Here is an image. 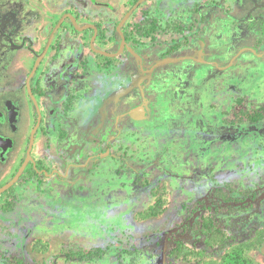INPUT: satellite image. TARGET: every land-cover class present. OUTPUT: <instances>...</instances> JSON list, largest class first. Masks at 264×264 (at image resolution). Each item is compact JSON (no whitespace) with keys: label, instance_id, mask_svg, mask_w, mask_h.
I'll list each match as a JSON object with an SVG mask.
<instances>
[{"label":"rangeland","instance_id":"1","mask_svg":"<svg viewBox=\"0 0 264 264\" xmlns=\"http://www.w3.org/2000/svg\"><path fill=\"white\" fill-rule=\"evenodd\" d=\"M217 2L140 0L134 7H140L135 17L140 25L128 33H133L128 47L133 49L134 57L145 61V70L150 68L149 72H153V66L160 64L150 79L156 77L157 83H162L168 92L165 97L158 96L153 107L155 119L148 117L146 123L138 124L131 120L111 123L109 133H102L105 129L100 132L105 137L111 134L101 142V154H105L106 147V153L117 155V160L111 159L113 163H100L99 159L91 169L93 180L106 172L101 184L107 185V192L100 193L105 198L101 202L88 200L87 206L69 202L73 196L67 186L76 183L79 177H86L84 169L70 176L67 173L66 179L59 177L61 188L56 190L50 180L42 181L40 188L30 186L38 184L35 177L33 181L26 179L29 196L39 189L37 194H43V198L47 193H57L54 197L58 201L48 202L40 210L25 208L33 222L27 218L25 223L22 221L26 214L19 203L15 214L0 210V264H248L241 256L244 253L248 256L244 246L256 242L257 235L264 231V45L259 44L264 42V35L261 31L249 33L260 50L253 51L262 55L245 56L238 52L245 44L237 49L240 40L232 29L226 37L229 39L222 36L221 40L213 41L211 52L207 49L210 53L205 56L227 70L217 71L211 77L203 75L202 83L198 80L199 85L188 88L197 92L182 95L173 91L186 88L184 85L191 81V76L189 70L184 76L179 74L184 81L181 87L175 73L179 64L172 65L170 58L177 56L174 52L181 47L196 46L198 7L203 3L212 10L218 6ZM61 3L0 0V12L11 7L22 13L28 9L33 15L30 21L33 31L38 24L55 22L50 14L64 5ZM87 5V1L78 0L73 8L86 9ZM249 9L251 4L240 5L234 14L241 19ZM224 19L229 20L227 15ZM113 33L108 32L107 37ZM49 34L43 37L29 34L33 37L29 44L31 55H35L34 48L41 51L45 47ZM62 38L61 34L56 47L63 42ZM103 39L99 41L101 46L106 45ZM223 42L229 47L236 45V53L228 54V49L219 48L226 46ZM164 43H170L171 49L167 51L170 58L162 60L164 52L160 48ZM53 46L52 56L55 42ZM129 50L118 55L113 64L124 66L129 58L134 59ZM237 52L242 56L239 60L235 57ZM87 62L92 65L93 58ZM31 68L32 64L27 65L22 83ZM16 69L25 70L21 63L16 64ZM155 88L152 84L154 96ZM191 113L195 119H189ZM45 155L53 158L50 152ZM73 157L71 163H76ZM117 181L119 185L111 184ZM76 190L81 195L86 193L85 199L92 193ZM212 221L221 225L222 231L205 232L203 227ZM178 251L177 257L174 253ZM259 259L257 264L264 263V258Z\"/></svg>","mask_w":264,"mask_h":264},{"label":"flooded vegetation","instance_id":"2","mask_svg":"<svg viewBox=\"0 0 264 264\" xmlns=\"http://www.w3.org/2000/svg\"><path fill=\"white\" fill-rule=\"evenodd\" d=\"M58 1H62L64 5L58 7L55 13L50 14L52 15L50 19L54 20L55 18V22L48 20L46 23L38 24L33 31L31 30L33 24H30L33 15L27 7L26 13L20 12L16 7L8 8V12H0V178L5 171L8 173L6 178L0 182V190L10 186V188L4 192H0V210L3 211L5 209L8 213H12L15 208H19L17 205L18 203L21 205V208H26L27 210L30 207L40 210L48 202L58 201V199L54 197L57 196V193L54 195L47 193L46 197L43 198V194H37L39 189H35L33 195L29 196L26 191L27 185H29L27 184V180L29 181L35 177L38 179V184L30 186H40V188H43V186H41L43 185V183H41L42 181L45 179L50 180L53 182V186L56 190L61 188L58 186L60 185L58 183L59 176L66 179L67 173H69L70 176V174L74 172V165H77L76 170H78V173H81L80 170L84 169V174L87 176L78 178V180L81 179V183H74L71 186H67L72 192L71 197L73 196L69 202L76 203L78 201V206H82V204H86L87 206V201L89 200L85 199V195L87 194L84 193L81 195L80 191H77L76 188L86 192L83 182L87 181L86 179L93 168L92 164L96 163V160H99V156L102 152L101 146L103 145L101 142L105 139L100 133L102 131L93 134V142L95 144H98V142L100 143V150L94 155L95 161H93L90 154L87 153L86 155L88 156H85V158L84 156L82 158L73 157L77 159L76 163L63 162V159L69 154L70 146H82L83 144L86 145L87 142L86 137L84 139L81 133H74V136L69 137V130H71L72 124L76 126L79 124L74 123L76 121L75 118H73L74 115L76 113L80 115L81 111L79 110V106L83 101L88 102V99H90L89 92L80 87L82 77L86 76L91 66L90 63H86V60L88 59L91 61L93 58L94 63H92V65L96 66L101 72L107 71V73H109V69L114 66V61L119 59L117 56L123 55L130 49L128 44L131 42L130 39L133 33H128L137 29L140 25L139 21L135 20L140 7L134 9V7L139 4L140 0H137L136 4L134 0H114L116 2L108 0H85L90 6H93V8H91L87 5L85 6L86 9L73 8V6L75 7L77 5L78 0ZM121 1H123V3ZM210 1L214 2V0ZM217 1L218 6H215L212 10H209L210 6L203 4L204 2L198 7L197 12L199 14H197V16L195 15L197 22L196 32H198L195 38L198 39V42L196 41L197 44L196 46L194 45L196 53L195 57H186V62L188 64L190 63L191 68L192 65H196L199 68L197 75L198 79L196 78V83V80L193 81L191 77V81H188V84L186 82L184 85L186 88H181L182 93L186 91L197 92L196 90L190 91L188 89L194 86L193 82L195 85H199L198 80L202 83L204 77H211L217 71L227 70L221 69L224 67H219L216 61L205 58L207 49L210 50L213 47V41L221 40L220 38L222 36L225 40H228L229 38H226L227 35L234 29L233 34H238L237 36L240 40V43H237V49H240L242 43L245 44L238 52H241V55L247 56V53L255 54L256 52L253 50H257L258 46L257 41L252 43L249 33L252 31H261L262 35H264V0ZM130 3H132L131 6H129ZM114 4L117 5V7H115ZM250 4L252 5V9H249L245 17L240 19L239 16L234 14V10L237 11L240 9V5L249 7ZM68 5H70V7H68L69 9L64 8ZM34 11H36V9H34ZM225 15L228 16L229 20L224 19ZM13 16H15V18L11 19ZM7 20L8 22L6 23ZM220 29L222 31L221 33H219ZM47 32H50V36L45 47H43L41 51L38 48H34L32 52H35V55H31L29 44L32 43L33 37L29 36V34L31 33V35H33V33H35L38 37H43ZM108 32L114 33L107 37ZM61 34L64 40L62 38L60 42L62 40L63 42L59 43L56 47V42ZM66 35L72 38H67ZM105 36L107 39H103ZM71 39L73 41H71ZM102 39L106 41V45L104 46L99 44V41ZM124 39L126 42L125 46H123ZM112 41L114 43L111 44ZM54 42L55 50L52 56L50 54L53 51ZM223 43L227 47L220 46L219 48L228 49V54L236 53V48L234 47L236 45L231 44L229 47L225 42ZM174 44L175 42H173L172 47ZM246 44H248L249 47ZM259 44L260 46L261 44L264 45V42L261 43L259 41ZM33 46L35 47V45ZM162 47L160 51L162 50L164 52H162V55H164L162 58L163 60L169 58L167 51L171 49V46L170 43H164ZM238 52L235 56L238 57L237 60L242 57L238 55ZM260 53L257 52L256 55L258 56ZM187 54L191 55L190 53L184 55ZM248 57H252V55ZM180 58L182 57H179V59ZM237 60L235 59L232 67ZM197 61H201V63L196 64ZM144 62L145 61L134 62L135 67H132L130 73L134 75L137 74L136 66L139 68V66L142 65L139 68V72L145 73L144 76L146 78L151 69L145 70L144 65L146 63ZM18 63H21L25 70H17L16 64ZM29 64H32L31 71L26 74V80L22 83L27 65ZM121 66L118 67L121 68L120 70L123 73L128 72L129 70L127 69H131L130 67L123 69L125 65ZM156 66L155 64L153 68H156ZM204 66H210L212 69H208ZM191 68L188 71L190 76L193 74ZM200 68H203V70L200 71ZM179 83L181 86V82ZM152 84L155 85L154 79L151 83L147 82L144 86L146 88V85H151V89ZM173 91L177 93L178 89L176 88ZM160 95H163V97L166 96L165 93L155 91V96H153L151 102L153 107L157 104L156 101ZM168 105H170V102ZM153 107H151L148 113V117L152 121L155 119ZM72 118L73 123L68 126L66 122L70 123ZM124 121L122 123H124ZM113 122L114 120H111L110 123ZM213 130L214 129H211L212 132ZM76 132H80V130L77 129ZM201 138L205 139L204 136H201ZM88 143L89 142H87V146H89ZM103 150L107 151L106 147ZM46 152H50L53 158L49 159L45 155ZM59 161L62 162V164H59ZM61 165L62 168H60ZM60 169L64 175H60ZM17 175L19 176L16 178ZM74 185L78 186L76 187ZM45 191L49 192L48 190ZM77 194L80 196H77ZM79 197L82 198V200H76V198ZM27 198L31 200L27 201ZM54 206H56V204L49 207L52 208ZM26 209L24 211L26 215H23L24 218L22 221L25 223V218H27L29 221L31 219V222H33L32 215H27ZM220 226L221 225H218V223L212 221L210 224L205 225L203 229L205 232L208 230V232L213 234V232L218 233L222 231ZM255 241L256 242L244 246L248 256H246L245 253L241 254V256L247 260L248 264L251 263L249 260H251L253 264H257L258 258H260L259 261H262V258H264V231L257 235ZM233 262L236 263L235 258Z\"/></svg>","mask_w":264,"mask_h":264},{"label":"crops","instance_id":"3","mask_svg":"<svg viewBox=\"0 0 264 264\" xmlns=\"http://www.w3.org/2000/svg\"><path fill=\"white\" fill-rule=\"evenodd\" d=\"M187 48L181 47L180 49H177L176 52H174L177 56H175L173 59L169 57L170 61H172L171 63H174L172 65L179 64L180 68H178V71H175V73L178 74L177 79L179 78L180 75L184 76L185 72H187L191 68L190 63L188 64L186 62L187 61L186 57L188 56L195 57L196 48L194 46H190ZM133 52H134L133 49L130 48L128 53H130V55L133 56L132 55ZM185 52L190 53L191 55L187 54L186 56H184ZM179 57L182 58L179 59ZM129 59L131 61L129 60V62L125 64V68L130 67L131 69L126 73L121 72L120 70L121 68L116 65L112 66L109 69V73H107V71L101 72L98 70L96 66L91 65L89 67V71L87 72L86 76L82 77L80 87L89 92L90 99H88V102L81 101L82 104L79 106V110L81 111V113L80 115L76 113L73 117L76 120L74 123H79L77 124V126L75 124H72L73 118L70 120V123L66 122L68 120H66L65 122L68 124V126L72 124L71 130H69L70 133L69 137L74 136V133L76 134L81 133L84 139L86 137L87 142H89L88 143L89 146H87V142L86 145L83 144L82 146H76V145L73 147L70 146L69 154L63 159V162L71 163L72 162L71 159L74 155L75 157L78 158H82L83 156L85 158V156L86 157L88 156L86 155L87 153H89L90 157H92V160L95 161L94 155L100 150V143L98 142V144L97 143L95 144L93 142L94 139L93 134L99 133L103 129H105L103 132L104 134L107 133L108 131L110 132L112 126V124L110 123L111 120H114L115 123H122L124 120H125L124 122L126 123H129L131 120V123L133 124L144 123V122L146 123L149 110H151V107H153L151 102L153 100L152 98L154 96V93L152 89L147 87L145 88L144 85L147 82L151 83V81L155 78L154 77L153 79H150L153 76H155V72L160 68V64L159 67H156V69L154 67L153 72H150L148 76L145 78L144 76L145 73L139 72V68L142 65L139 66V68L138 66H136L137 74L134 75L133 73H130L132 71V67H135L134 62H138V61L140 62L141 60L138 57L137 58L134 57V59L131 58ZM200 63L201 61L196 62V64H200ZM165 67L167 68L166 65ZM202 70L203 68H200V71ZM198 71L199 68L196 65H192L191 72H193V74L191 75V77L193 78V81H195L196 78L198 79L197 77ZM154 80H155L156 91L160 90L162 93L165 94L168 93L163 88L164 85H162V83H157L156 78ZM179 80L181 82V87H182L184 81L180 78ZM148 87L150 86L148 85ZM177 89L179 92L178 94L183 95L181 88H177ZM126 116L129 117L126 119L125 118ZM189 116H190L189 119H195L194 113H191V115ZM77 129H79L80 132H76ZM110 135L111 134H106V137L105 135L103 136L105 137L106 140L110 138ZM99 159H100V163L105 162L107 164L109 161H112L113 163L114 160H117V155L116 153L110 155V151H108L107 153L105 151V154H100ZM59 164H62V162L59 161ZM92 166L94 167L95 165L92 164ZM60 168H62V165L60 166ZM74 169L75 170L73 171L75 172L78 171L76 170L77 165H74ZM103 171L105 172V170ZM7 174L8 173L6 171L5 173L2 174V177L0 178V182L6 178ZM105 174L106 172L103 173L100 176V178L93 180V173L90 172L88 178L86 179L87 181L83 182L85 191L92 192L89 200L95 202H101L105 200V198L102 197V194H100L107 192L105 191L107 185L101 184V179L104 180ZM60 175H64L61 169H60ZM18 176L19 175H17L16 178ZM79 183H81V179L78 180L75 184H79ZM111 184L119 185V181H117V183H111ZM8 188H10V186L3 188L2 190H0V192L2 193ZM97 197H99V199Z\"/></svg>","mask_w":264,"mask_h":264},{"label":"trees","instance_id":"4","mask_svg":"<svg viewBox=\"0 0 264 264\" xmlns=\"http://www.w3.org/2000/svg\"><path fill=\"white\" fill-rule=\"evenodd\" d=\"M206 231L208 232V230H206ZM174 254H176V256L178 257L179 256V251L177 253L175 252Z\"/></svg>","mask_w":264,"mask_h":264},{"label":"water","instance_id":"5","mask_svg":"<svg viewBox=\"0 0 264 264\" xmlns=\"http://www.w3.org/2000/svg\"><path fill=\"white\" fill-rule=\"evenodd\" d=\"M126 45V42H125V39L123 40V46H125ZM109 56V55H108ZM14 183V182H13Z\"/></svg>","mask_w":264,"mask_h":264}]
</instances>
